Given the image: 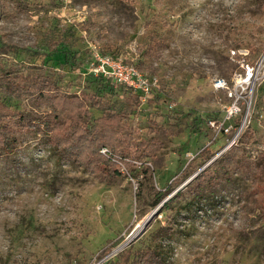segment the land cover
<instances>
[{
    "label": "rangeland",
    "instance_id": "obj_1",
    "mask_svg": "<svg viewBox=\"0 0 264 264\" xmlns=\"http://www.w3.org/2000/svg\"><path fill=\"white\" fill-rule=\"evenodd\" d=\"M96 53L157 76L152 98L96 75ZM12 73L93 96V116L121 112L134 139L162 146L115 174L60 162L42 127L16 133L0 155V264H103L161 246L166 260L146 264H264V0H0V99L50 117L11 90Z\"/></svg>",
    "mask_w": 264,
    "mask_h": 264
},
{
    "label": "trees",
    "instance_id": "obj_2",
    "mask_svg": "<svg viewBox=\"0 0 264 264\" xmlns=\"http://www.w3.org/2000/svg\"><path fill=\"white\" fill-rule=\"evenodd\" d=\"M6 79L12 91H29L33 95L36 94L37 106H46L52 113L50 117L38 118L32 111H20L5 99H0V155L13 151L17 142L16 133L42 130L58 154L60 162L65 159L71 160L96 172L112 167L115 174L122 173L123 169L133 174L132 168L137 166L138 161H143L141 166L144 167L147 159L162 146L160 140L134 139L121 112L93 116L90 109L99 104L97 99L94 100L90 95H87L88 97L78 94L63 95L57 90L58 84L51 77L12 73ZM139 97L138 94H134L131 98L140 104ZM63 110L68 112L62 113ZM104 148L108 149L106 153L102 151ZM202 175L195 177L198 188L195 198L203 196L206 189L204 183L200 181ZM164 195V190L158 192L153 199V205L159 204ZM168 201L164 206L167 207ZM170 234L171 231L167 228L162 235ZM113 243L110 242L108 246ZM169 248L171 247L165 250L163 246L159 249L154 247L145 254L133 251L130 247L118 252L114 262L107 260L103 264H146L150 257L164 262L167 258L165 253Z\"/></svg>",
    "mask_w": 264,
    "mask_h": 264
},
{
    "label": "built area",
    "instance_id": "obj_3",
    "mask_svg": "<svg viewBox=\"0 0 264 264\" xmlns=\"http://www.w3.org/2000/svg\"><path fill=\"white\" fill-rule=\"evenodd\" d=\"M93 67L96 75L125 85L138 94L143 101L152 98L155 89L160 85L157 76L148 77L135 64L111 55L96 53ZM228 112L230 115L236 112L234 104L228 107ZM102 151L106 153L108 149L104 148Z\"/></svg>",
    "mask_w": 264,
    "mask_h": 264
},
{
    "label": "water",
    "instance_id": "obj_4",
    "mask_svg": "<svg viewBox=\"0 0 264 264\" xmlns=\"http://www.w3.org/2000/svg\"><path fill=\"white\" fill-rule=\"evenodd\" d=\"M169 198H170V197L166 198V199L164 200V202H165L167 199H169ZM156 211H157V210L153 211V212L147 217L146 221L144 222V225L147 224V222L153 217V215L155 214ZM144 225H143V226H144ZM143 226H142V227H143ZM140 230H141V228L139 229V231H138L137 233H139ZM133 238H134V237L129 238V239H128L123 245H121L119 248H117L116 250H114L113 253H115V251L120 250V249H122L123 247H125L126 245H128V244L133 240Z\"/></svg>",
    "mask_w": 264,
    "mask_h": 264
},
{
    "label": "bare ground",
    "instance_id": "obj_5",
    "mask_svg": "<svg viewBox=\"0 0 264 264\" xmlns=\"http://www.w3.org/2000/svg\"><path fill=\"white\" fill-rule=\"evenodd\" d=\"M144 222L138 224V228H140L143 225Z\"/></svg>",
    "mask_w": 264,
    "mask_h": 264
}]
</instances>
